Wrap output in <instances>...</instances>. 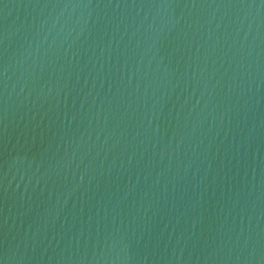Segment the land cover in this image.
<instances>
[{
  "label": "water",
  "instance_id": "95a60500",
  "mask_svg": "<svg viewBox=\"0 0 264 264\" xmlns=\"http://www.w3.org/2000/svg\"><path fill=\"white\" fill-rule=\"evenodd\" d=\"M0 264H264V0H0Z\"/></svg>",
  "mask_w": 264,
  "mask_h": 264
}]
</instances>
